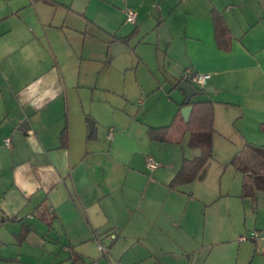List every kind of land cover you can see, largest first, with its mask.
Listing matches in <instances>:
<instances>
[{"label":"crops","instance_id":"0c3cea01","mask_svg":"<svg viewBox=\"0 0 264 264\" xmlns=\"http://www.w3.org/2000/svg\"><path fill=\"white\" fill-rule=\"evenodd\" d=\"M163 2L0 0V174L10 175L0 180V235L41 251L40 264H257L254 246L264 252L240 240L264 231V192L242 198L252 175L230 164L264 148V0ZM215 13L229 50L218 47ZM151 38L155 56L167 45L164 75L142 53ZM135 54L136 74L143 66L152 77L138 85L143 99L132 96L137 112L109 79L98 88L106 56ZM187 69L209 76L190 101L214 103L215 152L203 180L173 189L194 151L187 138L152 141L148 129L187 107L179 89ZM108 117L103 138L97 127ZM125 139L137 145L125 150Z\"/></svg>","mask_w":264,"mask_h":264},{"label":"trees","instance_id":"16d2710c","mask_svg":"<svg viewBox=\"0 0 264 264\" xmlns=\"http://www.w3.org/2000/svg\"><path fill=\"white\" fill-rule=\"evenodd\" d=\"M213 20L218 47L229 50L230 35L224 20L217 13L213 15ZM128 40L129 38H125L122 41L127 43ZM183 105L193 107L188 122L185 121L181 111H178L170 125L148 129L152 141L182 145L187 138V144L191 150L201 151L200 158L184 159L180 171L170 184L173 189L196 180H203L208 164L214 159V103L186 101ZM61 142L64 147L68 146V124L62 132ZM242 155H244L243 152L236 155L230 164L244 176L252 175V178L246 177L244 181L242 198L253 199L257 192H264V148L250 146L249 157L245 164Z\"/></svg>","mask_w":264,"mask_h":264},{"label":"rangeland","instance_id":"374dc122","mask_svg":"<svg viewBox=\"0 0 264 264\" xmlns=\"http://www.w3.org/2000/svg\"><path fill=\"white\" fill-rule=\"evenodd\" d=\"M164 4L166 7H170L171 4L173 3V0H163ZM118 2H120V4L122 2H125V0H118ZM119 4V5H120ZM157 12V10H156ZM149 44H152L151 47H145L146 45L144 44V49L142 50V53L145 51L146 54H144L148 61H150V65H151V56H154L153 61H154V68L157 72L162 73V75H164L166 69L168 68V62L166 60L165 56V52L167 51V45L165 42H161V48H160V54L155 56V52H156V48H157V44L155 45L154 40L151 39H147L146 41ZM141 53V51L139 52ZM137 58V59H136ZM138 61V56L132 55V56H122L119 57L117 59H112L110 56H106V58L104 59L103 65L108 66V69L105 71V75H103V77H101L100 82H99V86L98 88L101 86L106 85L107 79L110 80V85L113 87V89H115L116 94L114 95L116 98H120L122 99V92L125 94H127V108L131 111H136L139 109V107L136 104V101H133L132 96H138V98L143 99L140 93V89L138 87V85H141V83H143L144 88H148L150 82H152V77H151V73L150 71H148L145 67H141L139 74H136V70H135V66L137 64ZM135 63V64H134ZM166 77V75H165ZM126 81V85H124ZM163 85L164 82H163ZM120 88V89H119ZM122 91V92H121ZM106 91L98 89L97 91H95V95L97 97V99H104L103 98V94H105ZM123 100H121L122 102ZM96 102H98L96 100ZM110 117H108L105 122H100V124L98 125L97 129L101 132H103V134H106V131H108L109 126L112 125L111 120H109ZM104 130V131H103ZM93 131V129H92ZM97 133V132H96ZM105 134L104 137L105 138ZM104 141H106L105 139H103ZM126 141V142H125ZM125 141L122 140V148L125 150H132L134 148L135 145L133 142H131L130 140H126ZM187 148V147H186ZM0 150L2 152H6V150L4 149V146L0 147ZM215 152V151H214ZM250 151H247L246 153H243V162L244 164L246 163V161L248 160V155H249ZM194 154V152H193ZM220 155L216 158L219 160ZM233 157V156H232ZM233 160V159H232ZM231 162V161H230ZM254 162V160H253ZM218 164V162L216 163ZM10 177L9 174L5 173V176L0 174V180H3L4 182H6L8 180V178ZM227 174L224 177V184H223V188L227 189ZM232 181V180H231ZM26 212V211H25ZM24 213V211H23ZM22 213V214H23ZM4 213H2L1 208H0V217L3 216ZM7 237V236H5ZM11 237V236H10ZM9 238V237H7ZM6 241V242H5ZM15 243H18V241H15L14 244H11L10 242H8V240H4L2 239V236L0 235V264H40V263H45V257L42 258V253L41 251H38L35 248H20L19 246H16ZM261 247V246H260ZM258 248L257 246H254V248L257 250V258H256V263L257 264H264V252L261 250V248ZM21 261V262H20Z\"/></svg>","mask_w":264,"mask_h":264},{"label":"built area","instance_id":"2783aa9c","mask_svg":"<svg viewBox=\"0 0 264 264\" xmlns=\"http://www.w3.org/2000/svg\"><path fill=\"white\" fill-rule=\"evenodd\" d=\"M136 13L133 10H127L126 11V20L130 24L136 23ZM209 78L208 75L198 73L192 69H187L184 71L182 75V80L184 82H187L190 85L193 86H199V87H205L207 79ZM11 141L10 139H7L5 141L6 147H10ZM149 166L152 169H156L158 167L157 164H155L153 161H150ZM242 242H259L262 247L264 248V231L262 233L254 232L250 235H244L240 238ZM80 264V263H79Z\"/></svg>","mask_w":264,"mask_h":264},{"label":"water","instance_id":"95a60500","mask_svg":"<svg viewBox=\"0 0 264 264\" xmlns=\"http://www.w3.org/2000/svg\"><path fill=\"white\" fill-rule=\"evenodd\" d=\"M163 38H165V37L163 36ZM179 89L186 93L188 101H190L191 98H193L194 96L202 94V92L198 91L194 86L188 84L187 82H183L180 85ZM192 111H193L192 106H187V107L182 109V114H183V117H184L186 122L189 121ZM194 156L196 158H200L201 157V151L200 150L194 151Z\"/></svg>","mask_w":264,"mask_h":264}]
</instances>
